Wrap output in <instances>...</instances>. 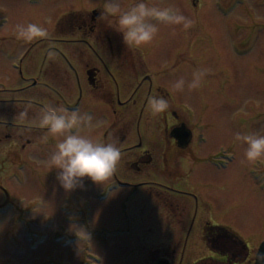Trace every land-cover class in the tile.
<instances>
[{"label":"flooded vegetation","instance_id":"1","mask_svg":"<svg viewBox=\"0 0 264 264\" xmlns=\"http://www.w3.org/2000/svg\"><path fill=\"white\" fill-rule=\"evenodd\" d=\"M53 1L44 7L54 6ZM126 1L122 10L135 2ZM103 11L104 6L99 5L78 14L69 23L72 31L67 36L63 32L55 35L56 30L50 34L49 38L58 41L54 57L61 63V70L57 75L48 71L44 44L36 38L22 79V93L9 99H27L39 110L46 105L74 110L84 98L92 101V112L106 115L109 125L94 124V141L114 142L120 148L116 166L120 176L101 183L97 199L103 201L120 191L121 206L113 214L114 224L120 225L135 261L149 257L151 264H256L264 241V211L257 214L264 165L245 168L244 162H236L231 143L206 150V123L191 112L195 111L193 105L182 100L173 88L179 66L176 46L170 43L167 51H158L174 35L173 25L158 24L159 32L146 44L147 49L129 47L116 30V16L99 19ZM206 30V41L211 43L214 38ZM224 56V51L213 45L195 58L211 65L224 63ZM161 64L165 66L153 70ZM12 66L20 67L17 62ZM30 87L39 90L31 91V97L26 98L23 93ZM160 96L169 101V108L153 114L148 100ZM39 116L40 112L29 123L39 124ZM30 127L36 130L25 139L22 133L7 134L15 143L10 153L25 150L47 132L38 131L37 125ZM151 128L154 132L150 133ZM56 142L50 136L47 143L41 142L42 151ZM228 155L232 157L228 159ZM0 188L10 198L7 189L1 184ZM3 204L2 211L7 208ZM249 209L254 210V218L241 215ZM145 248L148 251L144 252Z\"/></svg>","mask_w":264,"mask_h":264},{"label":"rangeland","instance_id":"2","mask_svg":"<svg viewBox=\"0 0 264 264\" xmlns=\"http://www.w3.org/2000/svg\"><path fill=\"white\" fill-rule=\"evenodd\" d=\"M50 1L0 0V184L10 197L7 198L0 188V204L5 202L3 206L7 207L0 210V264H151L149 257L135 261L127 249L120 225L114 224L113 214L120 211L121 206L119 190L108 199L98 200L101 184L85 177L81 185L66 191L56 180L59 170L46 163L54 147L46 146L42 151L41 139H35L36 143L25 150L21 148L20 154L10 153L15 143L7 134L15 132L18 136L22 133L25 139L35 129L31 125H37L38 131H47L39 124L29 123L39 115L36 103L9 99L22 93V79L35 50L31 48L35 39H18L16 26L34 23L47 30L48 36L40 38L44 44L43 57L47 59L48 71L57 75L61 70V63L57 56L54 57L58 41L49 38L50 34L56 30L55 35L63 32L67 36L72 31L69 23L78 14L105 3V0H54V6L44 7ZM146 2L150 6L178 8L194 21L187 30L182 25L170 27L175 34L158 51L161 54L167 51L170 43L176 46L177 80L184 77L186 81V89L179 91V97L190 102L195 110L191 112L206 123V150L220 143H231L238 158L236 162L241 160L245 168L264 165V157L255 162L247 161L246 145L235 139L236 133L264 135V0ZM206 28L214 38L211 43L206 41ZM190 45L197 47L190 48ZM213 45L224 51V63H199L195 56L210 51ZM140 47L148 48L146 44ZM14 62L20 67L13 68ZM164 66L152 67L156 70ZM200 68L211 69V72L199 88L189 91L187 82L191 81L193 71ZM146 71L150 70L146 68ZM56 79L50 77V80ZM38 90L30 87L23 95L30 98V92ZM79 104L81 114L87 112L94 117L93 124L109 125L105 114L92 112V101L82 98ZM26 109V120L18 119L19 113ZM93 131L94 127L90 132L82 130L81 134L94 140ZM152 131L151 128L150 133ZM118 176L116 170L110 179ZM263 211L264 188L261 187L257 191V214ZM241 215L251 219L255 212L249 209ZM136 243L144 247L143 243ZM132 249L137 250L134 245Z\"/></svg>","mask_w":264,"mask_h":264},{"label":"clouds","instance_id":"3","mask_svg":"<svg viewBox=\"0 0 264 264\" xmlns=\"http://www.w3.org/2000/svg\"><path fill=\"white\" fill-rule=\"evenodd\" d=\"M109 15L117 17L116 30L122 34L123 42L129 47L152 42L159 32L158 24L182 25L185 30L194 24L178 8L150 6L146 0H135L127 10L121 9L120 0H105L104 11L99 19L105 20ZM16 27L18 39L31 41L48 36L45 28L34 23ZM210 72L208 68L194 70L191 81L187 82L188 90L199 88ZM185 83L184 77H180L174 82L173 88L183 91ZM148 105L153 114H159L169 108V101L163 96L150 97ZM27 115L26 109L19 113L18 119L26 120ZM93 120L94 117L87 112L81 114L78 107L69 111L63 105H46L40 109L39 126L47 129L41 142L47 143L50 136L57 139L46 163L50 168L59 170L56 180L66 191L81 185L85 177L98 184L109 180L121 158V150L116 143L95 142L90 136L81 134L84 129L91 131ZM235 139L246 145L244 155L247 161L255 162L264 157V135L236 133Z\"/></svg>","mask_w":264,"mask_h":264},{"label":"water","instance_id":"4","mask_svg":"<svg viewBox=\"0 0 264 264\" xmlns=\"http://www.w3.org/2000/svg\"><path fill=\"white\" fill-rule=\"evenodd\" d=\"M256 264H264V241L260 246L259 254L257 256Z\"/></svg>","mask_w":264,"mask_h":264}]
</instances>
